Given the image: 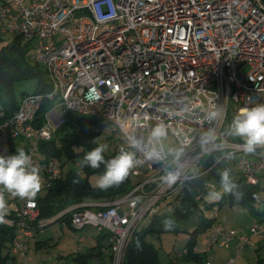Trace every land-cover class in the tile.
Returning a JSON list of instances; mask_svg holds the SVG:
<instances>
[{"label":"built area","instance_id":"built-area-1","mask_svg":"<svg viewBox=\"0 0 264 264\" xmlns=\"http://www.w3.org/2000/svg\"><path fill=\"white\" fill-rule=\"evenodd\" d=\"M4 30L35 40L31 58L43 65L48 89L24 93L10 114L0 105V143L27 139L9 154L24 149L39 166L43 186L59 175L60 161L41 155L37 142L50 139L64 110L93 116L95 132L112 128L130 146L139 142L131 147L145 160L132 171L142 179L127 192L111 199H80L49 217H39L36 200L17 198L13 206L7 200L10 223L4 225L13 230L10 251L25 262L35 225L38 229L57 221L106 231L107 246L98 247L105 257L89 255L90 264H123L138 221L155 212L158 201L184 180L204 172L209 153L243 152L232 164L246 183L255 184L264 172V146L246 153L243 140L231 137L232 119L227 116L230 101L236 105L233 117L242 107L264 102V0H1ZM245 65L249 68L243 74ZM213 112L220 116L212 119ZM161 124L174 138L167 148L162 138L151 135ZM209 130L215 138L205 144ZM150 151L159 158L145 159ZM168 172L179 173L171 187L161 181ZM252 198L261 201L258 192ZM123 202L129 209L122 208ZM247 228L213 222L206 230L204 251L211 243L224 246L235 239L238 254L252 238L264 240V221ZM77 240L82 245L83 237ZM232 263L228 257L201 264Z\"/></svg>","mask_w":264,"mask_h":264},{"label":"trees","instance_id":"trees-1","mask_svg":"<svg viewBox=\"0 0 264 264\" xmlns=\"http://www.w3.org/2000/svg\"><path fill=\"white\" fill-rule=\"evenodd\" d=\"M0 40L2 39L0 38ZM27 77L36 78L35 86L31 92L48 89L45 69L30 57V46L26 40L18 35H13L0 44V100L5 114H10L17 105L18 100L14 97V83ZM45 105L44 101L42 108L38 111H42ZM38 122H40L39 116ZM93 122H95V118L91 115L64 110L63 121L55 129L50 139L37 142V149L41 155L44 157L56 156L60 161L59 175L53 178L47 186H44V193H39L35 199L39 208V217H49L61 207L84 198L111 199L127 192L134 184V182L130 183V177H128L119 186L101 190L89 182L88 176L93 172L102 175L105 171L103 164L98 169L91 167L79 169L77 161L83 158L85 152L99 145L95 137L98 132L93 131ZM237 138L239 139V137ZM94 140L95 144H93ZM12 142L8 141L6 144L9 151L15 149ZM125 150L134 152L132 147ZM119 151L117 149L107 150L104 153L105 159L113 158ZM216 156H221V158L214 161ZM65 163H74L77 169L69 167L63 171L62 166ZM232 163L233 158L230 153L212 152L207 154L202 164V168H206V170L195 177L184 180L179 189L171 194L166 208H157L155 212L148 215V220L143 226L133 229L126 246L123 264H159L158 252L151 243L146 241L145 236L163 231L187 232L188 238L183 244L181 256L184 259L192 260L195 264H201L206 258L201 252L195 250L196 231H204L206 235L208 227L215 222L217 209L224 203L229 205L234 203L246 206L248 209L253 208V203L257 201L252 198V193L257 192L264 183V172H260L255 184L246 183ZM225 168L231 169L232 177L238 185L237 191L242 193L241 199L237 200L231 194H223L219 201L207 199V192L212 185H215L219 190L218 173ZM261 200L264 201V197L261 196ZM94 207L101 206H92V208ZM251 211L255 214H262L264 208L251 209ZM213 212H215L214 215H212ZM166 219L173 221L171 229H165L163 221ZM12 236V228L0 224V264H15V256L10 251ZM107 237V232L100 230L95 235V242L92 245L75 251L70 258L80 264H90L89 255L96 254L103 260L106 253L98 247L107 246ZM36 242L40 243V240Z\"/></svg>","mask_w":264,"mask_h":264},{"label":"rangeland","instance_id":"rangeland-1","mask_svg":"<svg viewBox=\"0 0 264 264\" xmlns=\"http://www.w3.org/2000/svg\"><path fill=\"white\" fill-rule=\"evenodd\" d=\"M1 1V0H0ZM73 17L72 19H74ZM102 29V25L98 31ZM13 34L8 31H0V44L5 41V39L12 37ZM35 40L32 38L27 40V44L30 46V57L32 47ZM43 66V65H42ZM248 66H243L241 68L242 73L248 70ZM35 77H27L22 80H18L14 83V97L19 100L24 93L31 92L35 86ZM264 103V102H261ZM1 105V100H0ZM236 105L231 101L228 104L227 116L233 119V114L235 111ZM231 114V115H230ZM2 118L0 117V121ZM96 141L99 144H107L108 150L113 149H127L131 148L127 140L122 136L121 132L118 130L108 128L102 132H99L96 136ZM13 143L18 146H24L27 143V139L23 137H18V139H12ZM174 138L171 134L167 133L165 137L162 138V144L164 148H167L169 145L174 144ZM151 150V149H150ZM10 151L6 146V143H0V155L10 156ZM243 152H236L232 154V158L239 159L243 156ZM233 166V164H232ZM77 169V166L74 163H65L62 166V170L66 171L68 168ZM42 177V173L40 172ZM100 176L99 173L93 172L88 176V180L91 184L96 185L97 179ZM130 183L139 181L142 179L141 175L134 176L130 174ZM258 194L264 197V183L262 187L257 191ZM40 193H44V186L41 189ZM5 198L10 201V205H16L18 199L12 197L10 194L5 192ZM171 199V195H166L162 197L156 207L159 209H164L167 207L168 201ZM122 208L125 210L129 209L126 202L121 203ZM264 208V201L254 202L253 208L246 206L234 204H222L217 209L216 222L227 223L233 227H242L247 230L249 223L253 221H264V213L255 214L251 209H262ZM148 215L142 217L136 224L137 228L143 226L147 220ZM33 231L31 241L29 242V248L26 250L27 260L19 255H14L15 264H45L48 261H53L55 264H66V261L72 260L70 256L77 249H85L87 246L91 245L95 241V235L99 233V228L94 225H84L80 228H73L68 223H60L53 221L47 223L43 227H39ZM83 237L82 245L79 244L78 238ZM188 238V233L185 231H163L159 233H151L145 236L147 242L151 243L158 252V261L159 264H195L192 260L184 259L181 254L183 251V244ZM253 242L251 244L244 245L240 248L239 253L236 254L234 248L232 247L233 242H230L227 245H219V243L214 242L204 251L205 246V233L204 231H196V243L195 250L201 252L204 257L209 258L210 260L216 259H226L228 257L233 258L232 264H264V240H257L252 238ZM36 240H40V243H36ZM236 243V242H235ZM38 244V246H35ZM237 245V243H236ZM231 253L232 255H227ZM75 264H80L79 262H74Z\"/></svg>","mask_w":264,"mask_h":264},{"label":"clouds","instance_id":"clouds-1","mask_svg":"<svg viewBox=\"0 0 264 264\" xmlns=\"http://www.w3.org/2000/svg\"><path fill=\"white\" fill-rule=\"evenodd\" d=\"M220 116L219 112L210 114L212 119ZM230 134L243 140L241 148L246 153H253L257 146H264V103H257L251 107L240 108L233 117L230 125ZM153 139H160L167 135L163 124L155 127L151 133ZM214 130L205 133L203 143L207 144L214 139ZM96 141H93L95 144ZM139 142H131L132 147H138ZM108 150L107 144H99L91 150L85 152L82 159L77 161L79 169L85 167L98 169L103 164L105 171L97 179L96 186L101 190H106L113 186L122 184L132 173L144 165V159H138L136 154L125 149H120L119 153L111 159H105L104 153ZM159 158L155 151L145 153V159L151 160ZM219 190L212 185L207 192V199L219 201L223 194H231L237 200L241 199L242 193L237 191L238 185L234 181L231 169L225 168L218 173ZM179 178V173L168 172L161 177V181L171 187ZM43 187L42 177L38 165H34L32 157L24 149L17 148L15 155H0V224L10 223L6 219L9 215L8 201L5 192L14 198L27 200L32 203L37 198ZM165 229H171L173 221L166 219L163 221Z\"/></svg>","mask_w":264,"mask_h":264},{"label":"crops","instance_id":"crops-1","mask_svg":"<svg viewBox=\"0 0 264 264\" xmlns=\"http://www.w3.org/2000/svg\"><path fill=\"white\" fill-rule=\"evenodd\" d=\"M12 145H14V146H16V144L15 143H13L12 142ZM19 147H21V146H19ZM39 229V228H38ZM30 237H32V236H30ZM31 241V238H30V240H29V242ZM36 241H38V240H36ZM35 241V242H36ZM95 242V241H94ZM231 242H233V245H232V247L234 248V247H236V240L235 239H232L231 240ZM36 243H39V242H36ZM92 245V244H91ZM35 246H38V244H36ZM88 247V246H87ZM234 250H235V248H234ZM227 255H232L231 253H229V254H227ZM206 259H209V258H207V257H205ZM223 260H225V259H223V258H221V259H216V260H212L214 263H220V262H222Z\"/></svg>","mask_w":264,"mask_h":264}]
</instances>
